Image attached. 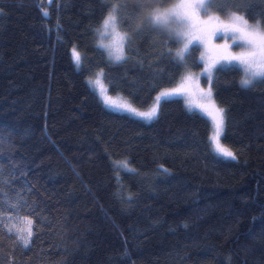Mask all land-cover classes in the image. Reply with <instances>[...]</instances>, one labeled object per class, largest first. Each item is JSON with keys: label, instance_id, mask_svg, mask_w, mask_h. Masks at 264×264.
<instances>
[{"label": "trees", "instance_id": "1", "mask_svg": "<svg viewBox=\"0 0 264 264\" xmlns=\"http://www.w3.org/2000/svg\"><path fill=\"white\" fill-rule=\"evenodd\" d=\"M112 3L132 37L118 64L97 47ZM230 10L255 22L264 0L210 9ZM145 16V0H0V264H264V81L241 87L235 62L214 69L235 159L213 151L209 119L182 98L145 121L108 109L86 82L103 69L110 94L148 109L202 66L197 46L181 62L167 30H137ZM28 220L25 247L9 228Z\"/></svg>", "mask_w": 264, "mask_h": 264}, {"label": "snow or ice", "instance_id": "2", "mask_svg": "<svg viewBox=\"0 0 264 264\" xmlns=\"http://www.w3.org/2000/svg\"><path fill=\"white\" fill-rule=\"evenodd\" d=\"M52 2L54 0H49V3ZM241 2L244 3L245 0H241ZM214 3L215 0H171L168 4L160 2V0H145L146 16L136 27L137 30H140L144 25H148L153 30H167L170 39L174 38L178 44L183 42V46L176 49L175 52V58L181 62L187 59V55L190 53L189 46L194 41L205 45V52L201 54V60H206L210 52H216L218 58L212 60L211 63L206 62L204 70L209 81L213 78V68L221 62H224L227 67H233L232 62H236V65L242 68L244 76L240 82L241 87L248 88L258 81H264V14H261L262 18L256 19L255 23H249L245 14L230 10L226 18L222 19L220 15L209 11L213 8ZM122 8L121 4L112 3L101 26L96 29L98 36L101 37L97 47L107 53L108 60L113 64L125 60V47L132 39L127 31L121 30L124 22L121 15ZM223 10L224 5H221L218 11ZM43 15L48 16L49 13L44 11ZM216 38H223L226 42L223 45H215L214 48H210L211 40ZM228 40H231L232 44H228ZM233 47H239L242 51L232 52L230 49ZM169 55H171V50H169ZM72 58L79 69L82 64V56L75 46L72 49ZM104 80V70L100 69L95 73L94 78H89L88 84L93 91L98 89L106 107L130 112L145 120H152L156 117L159 104L166 98L188 94V111H193L194 107L198 108L211 119L213 132L209 139L215 145L216 152L223 157L235 159L233 153L220 144L225 123L224 109L218 107L213 100L211 87L205 90L200 88L197 83L195 91L192 90L193 77L190 73L182 78L178 87L170 91H162L156 97V103L147 111H139L128 102H120L122 98L119 96L113 98L108 95V87ZM108 83L110 84L111 81L109 80ZM194 97H198V99ZM119 166L126 168L127 164L124 162ZM3 183H7V181ZM2 194L3 189L0 187V195ZM2 203L3 201H0V204ZM9 207L16 208L19 205L9 204ZM2 219L0 217V220ZM27 225V228L15 229V226L9 228V232L17 231V239L25 247L30 245L33 235L32 221L28 220Z\"/></svg>", "mask_w": 264, "mask_h": 264}, {"label": "rangeland", "instance_id": "3", "mask_svg": "<svg viewBox=\"0 0 264 264\" xmlns=\"http://www.w3.org/2000/svg\"><path fill=\"white\" fill-rule=\"evenodd\" d=\"M209 11H210V10H209ZM210 12H212V11H210ZM212 13H213V12H212ZM215 14H216V13H215ZM239 14H240V13H239ZM217 15H218V14H217ZM220 16H221L222 19H224V18H226L227 14L220 15ZM104 18H105V17H104ZM104 18H103V19H104ZM102 21H103V20H102ZM102 21H101V23H100V26H101V24H102ZM249 23H255V22H251V21H249ZM100 26H99V27H100ZM99 27H97V28H99ZM97 28H96V29H97ZM96 33H97V32H96ZM100 40H101V37H99L98 34H97V44L99 43ZM105 42H106V40H105ZM225 42H226V41H225V39H223V38L212 39L211 42H210L209 47H210V48H214L215 45H223ZM227 43H228V44H232V41H231V40H228ZM182 46H183V42H181V43H179V44L177 43L176 49H178V48H180V47H182ZM193 46H197V47L199 48L198 58H199V61H200L201 64H202V66H201L199 69H197V70H189V71H187V72L184 74L183 77H185V76L188 75L189 73L192 75V77H193L192 90H193V91H195V88H196V84H197V83H198L199 87L202 88V89L207 90L209 87H211V89H212V85H211L212 80H211V81L208 80V75H207V73H205L204 70H205V67H206V62H207V63H211L212 60L218 58V55H217L216 52H210V54L206 57V60H201V54L205 52V45L199 43L198 41H194L193 44L189 46L190 49H191ZM176 49L174 50V55H175ZM230 50H231L232 52H240V51H242V49L239 48V47H233V48H231ZM105 53H106V52H105ZM106 54H107V53H106ZM221 63H223V62H221ZM235 63H236V62H235ZM217 65H218V64H217ZM217 65H216V66H217ZM214 69H215V68H213V70H212V77H213ZM241 69H242V68H241ZM98 71H100V69L97 70L96 72H98ZM96 72H95V73H96ZM95 73H94L93 75H91V76H87V77H86V82H87V83H88V80H89L90 77L94 78ZM243 76H244V72H243V70H242V78H243ZM183 77H182V78H183ZM182 78H181V80H180L176 85H174V86H172V87H166V88H162V89H160V90L155 94V99H154V102L152 103V105H153L154 103H156V97H157L162 91H170L171 89L178 87L179 84H180L181 81H182ZM95 92L97 93V95H98V97L100 98V100L103 102L102 97L99 95V91H98V89H97ZM108 95L112 96L113 98H117V97L119 96L120 98H122L120 102H128V101L125 99V97H123L121 94H110V93L108 92ZM172 97H180V98H182L183 101H184V103H185L186 106L188 107V104H187V100L189 99L188 94L185 93V94H180V95H173V96H170V97H168V98H172ZM194 98H195V99H198V97H194ZM212 98H213V100H214L213 91H212ZM214 101H215V100H214ZM128 103H129V102H128ZM215 103H216V102H215ZM103 104H104V102H103ZM152 105H151V106H152ZM216 105H217V104H216ZM104 106H105V104H104ZM151 106H150V107H151ZM217 106H218V105H217ZM105 107H106V106H105ZM133 107H134V106H133ZM150 107H149V108H150ZM218 107H219V106H218ZM107 108L110 109V110L116 111V112H124V113L131 114V115H133V116H136V115H134L133 113L126 112V111H123V110H117V109H113V108H110V107H107ZM149 108H148V109H149ZM220 108H221V107H220ZM148 109H138V110H139V111H147ZM193 110H197L199 113H201L202 115H204L205 117H207L204 113H202V112L200 111V109L194 107ZM136 117H138V116H136ZM138 118L143 119V118H141V117H138ZM207 118L209 119V121H210V123H211V130H210V134H209V138H210V136L212 135V132H213V129H212V122H211V119H210L209 117H207ZM143 120H145V119H143ZM145 121H149V120H145ZM210 142H211V146H212L213 151H214L216 154L220 155L219 153L216 152V150H215V145L212 143L211 140H210ZM220 144H221L224 148H226V149H228V150H230V151L232 152L231 149H229L228 147H226V146L222 143L221 139H220ZM232 153H233V152H232ZM233 155H234V153H233ZM220 156H222V155H220Z\"/></svg>", "mask_w": 264, "mask_h": 264}]
</instances>
